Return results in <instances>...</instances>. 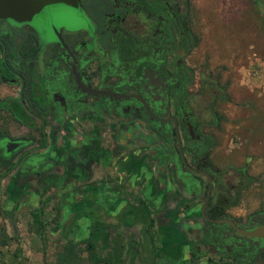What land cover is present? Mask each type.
<instances>
[{
  "label": "flooded vegetation",
  "instance_id": "af4514ba",
  "mask_svg": "<svg viewBox=\"0 0 264 264\" xmlns=\"http://www.w3.org/2000/svg\"><path fill=\"white\" fill-rule=\"evenodd\" d=\"M191 21L190 0H77L0 19V174L2 165L34 176L102 155L127 161L128 178L141 168L150 176L155 220L170 214L187 255L264 264V241L240 234L263 225L264 211L232 215L243 174L211 161L222 90L194 62Z\"/></svg>",
  "mask_w": 264,
  "mask_h": 264
},
{
  "label": "rangeland",
  "instance_id": "374dc122",
  "mask_svg": "<svg viewBox=\"0 0 264 264\" xmlns=\"http://www.w3.org/2000/svg\"><path fill=\"white\" fill-rule=\"evenodd\" d=\"M190 11L191 28L197 37L194 62L222 90L214 106L220 119L211 151L213 167L227 176L236 174L235 170L243 172L240 179L244 186L239 190L237 207L230 211L232 215L264 211V0H190ZM70 146L75 147L74 143ZM102 156L83 166L68 165L66 174L33 176L13 171L0 178V264L52 263L56 250L67 239L79 241L87 236L94 213L108 226L104 233L96 231L91 238L103 255L113 253L118 243L123 245L124 264H151L145 223L135 217L129 229L121 216L115 219L107 214L106 209L113 210L119 203L112 193L104 191L108 196L102 195L97 187L106 182L120 183V190L150 198L154 217L162 210L159 191L146 188V182L153 183L150 176L141 186L131 183L125 169L117 174L112 168L113 157ZM102 201L106 204L100 205ZM72 203H79V216L66 212ZM126 207L120 206L121 211ZM39 210L43 225L40 236L30 216ZM169 215L163 213V223L158 218L150 230L160 251L156 263L206 264L201 252L191 248L194 253L189 256L186 243L173 241L175 236L166 224Z\"/></svg>",
  "mask_w": 264,
  "mask_h": 264
},
{
  "label": "trees",
  "instance_id": "16d2710c",
  "mask_svg": "<svg viewBox=\"0 0 264 264\" xmlns=\"http://www.w3.org/2000/svg\"><path fill=\"white\" fill-rule=\"evenodd\" d=\"M220 117L217 118L219 120ZM40 146L45 144L44 137L40 140ZM13 165H2V173L0 178L4 177L10 170H12ZM242 173V171H239ZM248 183V178H246ZM125 195H130L125 194ZM139 205L143 207L144 216H142V221L145 223V233L149 241V248L151 252V264H157L156 261L159 259V250L157 249L154 236L151 233V229L155 223V217L150 211V204L136 199ZM57 216L60 213V210L57 208ZM42 210L30 213L32 223L37 225L36 233L40 236L42 235L43 225L40 223V216ZM93 220L90 223L88 228L87 236L80 239L79 241H74L72 238L67 239L65 243L55 252L54 261L52 263H43V264H124V259L122 258L123 245H118L116 243L112 248L114 252L107 251L104 255L102 254L101 248L98 244L94 243L91 238L94 232L104 233L108 226L104 223L98 216L93 215ZM58 221V217L55 219V222ZM193 262L189 260V263Z\"/></svg>",
  "mask_w": 264,
  "mask_h": 264
},
{
  "label": "crops",
  "instance_id": "0c3cea01",
  "mask_svg": "<svg viewBox=\"0 0 264 264\" xmlns=\"http://www.w3.org/2000/svg\"><path fill=\"white\" fill-rule=\"evenodd\" d=\"M110 160L114 162L111 165H113L112 168L115 169V172L117 174H119V172H121L123 169H127V167H129V164H130V163L129 164L128 163L126 164L127 161H122V162L115 163L116 161H114L113 158H111ZM127 170L128 171H126V172L129 174V172H130L129 168ZM140 173H141V174H139L140 177H137L136 180L134 179L133 176H131V179H130L131 180V183L132 182H137L139 184V186H141L142 182H145L146 181L145 179H142V173L144 174V169L141 168L140 169ZM147 177H148V175H145L144 176V178H147ZM145 186H146V188L152 187V182H149V181L146 182L145 183ZM97 188H98V191L100 193H102V195H106L105 193H103L102 191L99 190V186ZM128 193L130 195H125V194H128ZM106 196H108V195H106ZM111 197H115L116 201L119 204L117 206H115L114 208H112L113 210H111L109 208L106 209L107 214H110L113 217L115 216L114 217L115 219L116 218H120L118 216H121V218H122V220L124 222V225L127 226V227H129V229H132V221L135 219V217H138V219L141 220L142 219V216H144V210H143L142 207H140L139 204H137V202H135L136 199H140L142 201L145 200L144 202H146L147 204L149 203V200H150V198L143 199L140 196H135L131 192H126V191H123V190L119 191V193H115V194L112 193V196ZM68 199H70V198H68ZM102 202L103 203H100V205L101 204H106V202H104V201H102ZM102 206H104V205H102ZM120 206H123V208H124V206H127L126 207L127 209H125V211L122 212L121 209H120ZM78 208H80L79 203H75V204L72 203L69 206V208L66 209V212H68L70 214H73L75 216H79L81 214V211ZM95 215L98 216L101 219V216L100 215H97V214H95ZM92 220H93V218H92ZM89 226H90V224L87 226V228H89Z\"/></svg>",
  "mask_w": 264,
  "mask_h": 264
},
{
  "label": "water",
  "instance_id": "95a60500",
  "mask_svg": "<svg viewBox=\"0 0 264 264\" xmlns=\"http://www.w3.org/2000/svg\"><path fill=\"white\" fill-rule=\"evenodd\" d=\"M77 0H0V19L26 21L36 15L41 9L53 4L74 6ZM203 215V212H201ZM240 234L249 238L264 241V224L250 231H240Z\"/></svg>",
  "mask_w": 264,
  "mask_h": 264
}]
</instances>
